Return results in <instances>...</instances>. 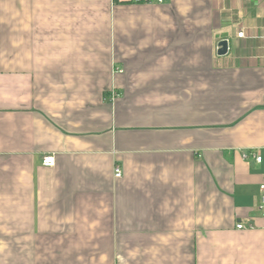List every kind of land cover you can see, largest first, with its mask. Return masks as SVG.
Masks as SVG:
<instances>
[{
  "label": "crops",
  "instance_id": "0c3cea01",
  "mask_svg": "<svg viewBox=\"0 0 264 264\" xmlns=\"http://www.w3.org/2000/svg\"><path fill=\"white\" fill-rule=\"evenodd\" d=\"M254 150L264 0H0V264H264Z\"/></svg>",
  "mask_w": 264,
  "mask_h": 264
},
{
  "label": "built area",
  "instance_id": "2783aa9c",
  "mask_svg": "<svg viewBox=\"0 0 264 264\" xmlns=\"http://www.w3.org/2000/svg\"><path fill=\"white\" fill-rule=\"evenodd\" d=\"M166 2L167 0H130V3L137 4V5H163ZM238 37L243 38L245 37V34L243 32L239 33ZM244 157L245 159L252 158L257 164L264 166V153L263 152H259L255 150L250 151L244 154ZM43 165L45 167H53L55 165L54 157H50V156L46 157L43 161ZM114 174H115L116 179H121L123 176L122 169L120 167H115ZM260 191H261V204H260L259 210L264 215V183L261 185ZM237 228L240 230H243L245 227L243 225H238Z\"/></svg>",
  "mask_w": 264,
  "mask_h": 264
},
{
  "label": "water",
  "instance_id": "95a60500",
  "mask_svg": "<svg viewBox=\"0 0 264 264\" xmlns=\"http://www.w3.org/2000/svg\"><path fill=\"white\" fill-rule=\"evenodd\" d=\"M229 52V40H222L218 45L219 56H226Z\"/></svg>",
  "mask_w": 264,
  "mask_h": 264
}]
</instances>
